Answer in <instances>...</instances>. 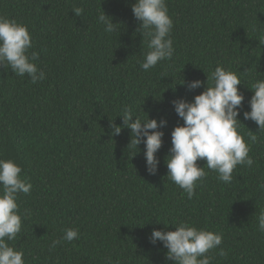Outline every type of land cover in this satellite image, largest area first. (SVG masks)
<instances>
[{
	"label": "trees",
	"instance_id": "trees-1",
	"mask_svg": "<svg viewBox=\"0 0 264 264\" xmlns=\"http://www.w3.org/2000/svg\"><path fill=\"white\" fill-rule=\"evenodd\" d=\"M135 0H0V16L28 26L35 61L46 79L32 84L0 67V158L22 167L33 184L17 203L25 215L22 231L9 242L24 252L26 264H173L153 230L174 231L180 222L223 234L212 251V264H264V131L244 111L264 79V0H166L173 19L174 55L144 71L147 39L137 31ZM82 8L77 17L74 8ZM102 11L120 22L107 33L98 23ZM236 71L244 95L237 117L246 142L251 134V168L237 166L225 184L209 170L195 195L168 177L171 132L183 125L172 101L191 102L204 87L189 91L185 82L200 80L215 67ZM131 107L142 120L167 121L155 175L146 171L143 143L127 148L130 129L122 110ZM147 115H146V114ZM135 117L133 118L134 121ZM122 127L112 135L110 123ZM137 154V155H136ZM136 155V156H135ZM165 226L167 228H165ZM67 228L79 239L51 243ZM225 255H219L220 249Z\"/></svg>",
	"mask_w": 264,
	"mask_h": 264
},
{
	"label": "clouds",
	"instance_id": "clouds-1",
	"mask_svg": "<svg viewBox=\"0 0 264 264\" xmlns=\"http://www.w3.org/2000/svg\"><path fill=\"white\" fill-rule=\"evenodd\" d=\"M132 13L139 22L137 31L147 39L148 51L144 53L140 67L144 71L154 68L159 62L170 61L174 55L172 30L173 19L169 15L166 0H135L131 5ZM82 8H74L73 13L79 17ZM98 23L104 25L107 33L121 31L120 22L103 11L98 16ZM33 47L28 26L14 19L0 16V67L8 68L16 76L27 75L32 84L46 79L44 71L36 65L39 54L29 50ZM241 80L236 71L223 66L215 67L207 76L206 82L194 80L185 82L189 91L204 87L201 94L191 102L183 98L172 101L175 113L183 120L171 132L170 155L167 157V177L192 199L198 183L207 177L205 167L198 165L199 160L206 161L209 170L217 174V179L225 184L233 181V172L237 166L251 168L255 161L249 155L251 143L257 139L251 134L246 142L240 134L242 124L237 117L243 108L244 95L238 85ZM254 94L248 101L250 111H244L245 120H251L260 131H264V79L256 80L249 88ZM123 127L130 129L131 139L127 148L138 149L141 143L145 146L144 157L146 171L155 175L160 163L157 152L163 144L164 128L167 121L141 119L131 107L122 110ZM135 117L134 121L133 118ZM112 135H119L122 127L114 121L110 123ZM137 155V154H136ZM135 155V156H136ZM22 167L12 159L0 158V264H26L24 252L10 246L22 231L24 214L19 211L18 195H30L33 184L21 176ZM264 189V183L258 185ZM258 231L264 232V210L258 217ZM165 228H167L165 226ZM174 231L153 230L149 242L155 245L160 242L168 251L166 259L173 264H212V251L223 242V234L197 228L187 222H180ZM78 228H67L61 238L54 239V249L63 242L79 239ZM219 255H225L221 248ZM106 264H113L112 258Z\"/></svg>",
	"mask_w": 264,
	"mask_h": 264
}]
</instances>
